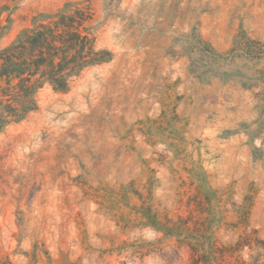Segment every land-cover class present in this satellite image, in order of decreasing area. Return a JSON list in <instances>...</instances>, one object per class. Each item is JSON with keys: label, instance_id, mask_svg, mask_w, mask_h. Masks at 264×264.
Segmentation results:
<instances>
[{"label": "rangeland", "instance_id": "374dc122", "mask_svg": "<svg viewBox=\"0 0 264 264\" xmlns=\"http://www.w3.org/2000/svg\"><path fill=\"white\" fill-rule=\"evenodd\" d=\"M0 9V53L79 10L110 54L0 131V264H264V0Z\"/></svg>", "mask_w": 264, "mask_h": 264}, {"label": "trees", "instance_id": "16d2710c", "mask_svg": "<svg viewBox=\"0 0 264 264\" xmlns=\"http://www.w3.org/2000/svg\"><path fill=\"white\" fill-rule=\"evenodd\" d=\"M57 17L56 21L25 30L1 51L0 131L10 123L21 121L36 109L34 96L45 83L54 91L66 92L72 76L109 60V52L94 49V39L83 27L89 18L84 12L77 10L74 15L58 13ZM247 239L235 247L217 250L220 256L222 252H230V249L240 250L245 245L249 246ZM255 241L259 242L257 239ZM204 262L207 263L208 259L204 258ZM252 264L257 263L253 260Z\"/></svg>", "mask_w": 264, "mask_h": 264}]
</instances>
